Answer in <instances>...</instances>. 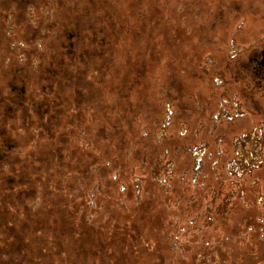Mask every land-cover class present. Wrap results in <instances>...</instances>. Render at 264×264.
<instances>
[{"label":"rangeland","instance_id":"1","mask_svg":"<svg viewBox=\"0 0 264 264\" xmlns=\"http://www.w3.org/2000/svg\"><path fill=\"white\" fill-rule=\"evenodd\" d=\"M19 1L0 0V67H27L30 94L38 95L39 77L52 64L58 69L61 60H73L77 75L84 77L88 73L89 81L93 77L87 90L91 97L99 99L100 110L102 98L117 107L119 92L135 91L131 102L137 106L139 101L144 119L148 116L145 113H151L152 118L150 106L154 104L146 99L158 100L169 92L173 80L181 81V86L171 88V93H186L184 102L189 109L179 112L172 101L162 107L155 139L158 143L163 138L183 139L194 130L193 141H199L173 152L165 149L151 166L148 161L137 163L133 153L147 136L149 124L139 117L137 125V118L136 123L129 118L130 132L136 135H126L127 155L118 162L123 167L113 174L114 179H123L124 191L115 211L135 213V198L153 199L152 186L147 185L150 180L161 197L154 215L164 227H157L156 233L163 235L161 246L167 247L162 246L166 248L164 255L171 256L170 264H264V243H259L264 242V119L257 115L260 106L264 108V90L259 95V105L251 106L241 93L247 82H235L224 63L225 58L232 61L242 57L245 61L264 49V0H35L36 4L23 11ZM99 55H103L101 59ZM138 72H145L140 81ZM65 79L50 93L57 88L58 94L62 92V112L69 106L81 112L84 108L76 107L74 96L83 94L82 84L72 89ZM144 85L146 95H142ZM89 107L82 127L73 124V117L69 124L63 121L59 127L54 126L57 121L50 125L46 118L43 127L32 109L37 125H30V131L21 127V112L15 122L9 123L10 127L18 125L20 133L29 131L32 135L15 150L16 159L22 163L26 156L30 190L36 188L37 200H42L39 213V205L25 210L29 222L38 215L50 218L55 202L62 207L68 203L67 213L73 214L77 225L83 223V214L91 217L87 212L97 208V198L111 199L104 195L103 183L108 176L103 167L98 169L101 164L90 167L96 172L92 188L87 187L86 179L77 178V170L90 166L92 154L102 158L106 152L101 119L93 117V108ZM207 128L209 132L204 136ZM180 152L192 155L191 169H179L184 167L181 156L175 163ZM209 163L215 172L213 178H209ZM213 181L216 185H212ZM107 193L113 195L111 189ZM0 195V207L14 214L22 209L14 198ZM9 202L13 205H7ZM75 203L79 204L77 216L71 210ZM161 237L155 244H160Z\"/></svg>","mask_w":264,"mask_h":264},{"label":"trees","instance_id":"2","mask_svg":"<svg viewBox=\"0 0 264 264\" xmlns=\"http://www.w3.org/2000/svg\"><path fill=\"white\" fill-rule=\"evenodd\" d=\"M19 2L20 4L24 3L25 9L30 4H36L35 0H20ZM223 11H220V15L223 13ZM96 39L98 40V38ZM106 41H109V39H106ZM70 46L71 45L69 44V47ZM70 50L71 49L67 51ZM71 53H73V51ZM222 54L226 56L225 51H222ZM102 56L103 55H99L98 57L102 58ZM93 58V61H95V57ZM72 62L73 60L69 63H65L61 60L59 64L62 66L58 69H56L52 64V68H49V71H45V73L39 77V80L36 84V87H38V89L40 88L38 95H35V93L30 94L29 102L27 101L28 105H25L24 108L26 110L23 111V113L22 110L18 109L17 106L12 102V98L10 96V86L27 85V82L30 80V77L28 78L27 76L29 74L26 72L28 69H26L27 67L23 68L20 66L13 69L12 64H9L8 66H2L3 63L1 64L0 194H2V197L9 198L10 200L14 198V202L19 203L22 209H19L14 214V212H10L7 207H0V264H170L172 263L170 258L171 256L164 255L167 247L164 244H162V246H165L166 248L161 246L163 235L156 233L157 227H164L161 224H158L162 221L156 220L155 217L157 216L154 215L156 204H161V197L156 185L150 180L147 182V185L150 184L153 187L152 188L150 186L151 194H154L153 199L145 197L140 201L139 199L133 197V194H129L136 200L137 212L130 213L126 211H115V206H119L122 198H124V191L121 186L123 179H121V177L114 179L113 174L123 167L119 165L118 162L124 159V157L127 155L129 144L126 141V135H136L134 131L130 132L129 126L127 124L129 118L132 120H136L137 118V125L139 123V117L143 123L149 124L147 125V136L142 139V141L138 144L137 149L133 153L135 157H137V163L148 161L150 164L149 166H151L155 160L164 155L165 149L173 152L177 148L179 149L182 146L191 145L192 142L196 143L199 141L198 139L193 141L195 137L193 135L195 132L193 129L192 130L194 132L191 131L190 135L183 139L163 138L159 143L155 139V134L160 129L161 119L163 117L162 107H165L167 103L172 101L176 103L179 112L182 111L183 113L189 109L184 102L186 93H171V88L176 87V85L180 87L181 81L175 82L173 80L172 85H169V92L161 95L158 100L153 99V102V100L148 101L146 99L147 102L152 104L154 103L152 106H150L152 118L151 113H145L144 115L148 116L143 119L141 114L143 111H140L141 108L139 109V101H137V106L131 102L132 93L135 94V91L130 92L129 90V93L119 92L117 95H119L120 103H118L117 107L104 102V99L102 98L103 100L101 99V102L103 103V108L100 110L98 104L99 99L96 96L91 97L89 93L90 90H87L88 88L90 89L94 82L93 77L92 80L89 81L87 80L89 76L88 73H86L84 77L77 75L78 71ZM224 63L227 71L232 76L231 78H233L235 82H247L241 89L242 98L246 101L248 98L251 106H253V104L255 105L256 103L259 105L258 100L261 99L259 95L264 90V83L260 84L258 78L251 72L248 59L243 61L242 57H239L238 59L231 61L228 58H225ZM27 64L29 63L27 62ZM62 70L64 73L63 77L61 76ZM143 76H145V72H138L137 80H142ZM65 77L66 85L69 88L73 89L78 83L79 85L80 83L82 84L83 94L79 96L74 94L76 107L84 108L81 112H78L80 111L79 109L72 111L70 106L66 111L62 112L61 102L64 100L62 97V92L58 94L57 88L55 89V93H50L51 89L54 91V87L56 88L62 86L61 80ZM138 87L139 88L137 89H140V86ZM145 87L146 88H143L144 90L141 88L142 95H146L147 86ZM75 92L79 94L77 89ZM141 98H143V96ZM13 106L14 111H10L8 108ZM56 106H58V108ZM88 106H91L89 109L93 108V117L99 116L101 119L102 125L100 132H103L102 139H104L107 143L105 146L106 152L102 158L92 154L90 166L86 165L85 167L77 170L79 173V177L77 178L79 179L81 177L82 179H86L88 181L87 187L92 188V186L95 184L96 172L91 171L90 167L95 165L98 167L99 164H101V167H98V169L103 167L102 169L106 171V176H108V179L105 178L106 181L103 183V190H105L104 195L106 194L107 196L111 197V199H104L102 201L101 199L97 198L95 200L97 208H91L90 212H87L91 214V217L88 219L86 214H83L81 216L83 223L81 222L77 225L74 222L73 214L71 212L70 214L67 213L70 211L68 203L62 207V204H57L55 202L51 209L54 212L50 218L49 216L45 217L38 215L29 222L27 219V214H24L25 210H28V206L31 207L39 205L36 208V211L39 213L41 211L40 201L42 200H37L38 197H36V188L32 191L30 190L31 182L29 180L30 175L28 174L30 167L28 164H26V156L23 159L24 163H22L21 159H16L17 157L15 155V150L18 149L21 143H24L25 141L27 142V139L32 137V135L29 134V126L37 125L35 123L36 121L32 118L33 113H31L30 109L36 111L35 114L37 116V121H40L43 127L45 124H43L44 122L42 121L46 118L48 119L47 121H50V125H52L51 122L53 123L57 121L56 125L54 126L59 127V124L63 123V121L67 122L66 124H69V121L72 117L75 120L73 124L76 123L75 126L82 127L87 121L86 112L88 109L86 108ZM191 106V110L194 111L193 105ZM259 109L260 112L258 111L257 115L259 118L264 119V108L260 106ZM53 110L58 112V114L55 112L52 114ZM120 111L121 114H118L117 112ZM11 112H13V118H10L11 115L9 114ZM20 112L22 114L20 121L22 129H29L26 134L20 133L18 125L17 127L13 124L11 127L9 126L10 122H15V117ZM201 112L204 114V111ZM127 113H129V117L127 116ZM6 117H8V121L11 119L13 121H9L7 124V121H5ZM176 119L180 120V117ZM93 125L95 126L96 124L93 123ZM52 128L48 129L51 133L53 132ZM221 130L222 128L219 129L217 134H220L222 132ZM97 131H94V133ZM55 132L56 130H54L53 136L56 137ZM208 132L209 129L207 128L206 132L203 133L204 136ZM93 142V144H96V141ZM115 142L116 145L114 146L113 143ZM215 142L213 143L215 144ZM180 153V155L175 157V163L177 157L181 156L184 158V167H179V169H191L193 166L192 155L188 152ZM16 160L17 163H19V166H22V171L18 169V165L15 163ZM109 160L110 164L107 165ZM210 164L211 163L208 165V170H210L209 178H213L215 172L210 167ZM6 168H9V170L7 169L9 174L6 173ZM213 184L216 185V182L214 183L213 181L212 185ZM110 189L113 191V195L111 196L107 193V191ZM7 205L11 206L13 203L9 202ZM80 206H84V204H81ZM100 207L101 209H98ZM78 209L79 204L76 203L74 205V209L71 208L73 213L76 212V216ZM150 212L153 213L149 216ZM93 215L96 216L92 217ZM86 220H88V222H86ZM262 223H264V221H262ZM151 224L152 228L149 227ZM148 228H151V230L147 232ZM255 229H258V227H255ZM20 230H23V233H20ZM257 232L258 230H255L256 235ZM159 237H161V240L160 244L158 245L155 244L154 241H157ZM153 242L154 245H151ZM259 243L263 244L264 242L262 241V243Z\"/></svg>","mask_w":264,"mask_h":264},{"label":"flooded vegetation","instance_id":"3","mask_svg":"<svg viewBox=\"0 0 264 264\" xmlns=\"http://www.w3.org/2000/svg\"><path fill=\"white\" fill-rule=\"evenodd\" d=\"M22 7V10H25L24 3L19 5ZM71 37V36H70ZM251 67V72L258 78L260 84L264 83V49L260 52L256 53L254 56L248 59ZM10 96L12 98L13 104L17 106L18 109L25 111V105L27 106V101L29 102L30 91L27 85L22 86H10ZM10 111H14V106L8 108ZM10 118H13V112H11ZM5 121L9 123V121H13L12 119L8 121V117H6Z\"/></svg>","mask_w":264,"mask_h":264}]
</instances>
